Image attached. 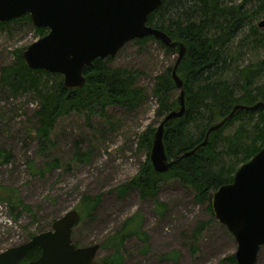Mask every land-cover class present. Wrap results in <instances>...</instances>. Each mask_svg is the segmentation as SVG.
Masks as SVG:
<instances>
[{"label":"trees","instance_id":"16d2710c","mask_svg":"<svg viewBox=\"0 0 264 264\" xmlns=\"http://www.w3.org/2000/svg\"><path fill=\"white\" fill-rule=\"evenodd\" d=\"M259 19H264V0H241L239 3L236 0H162L160 8L150 15L149 26L165 32L174 41L182 42L186 48V55L177 71L186 93V113L182 119L165 126L166 154L169 160H174L170 170L165 174L154 171L150 152L156 129L149 128L141 140V145L148 149L147 161L130 182L120 186V198L130 190H137L142 200H155L159 210L165 212L166 204L157 201L158 192L161 185L178 180L181 185L191 188L195 192L194 200L198 204H207L208 211L213 214V193L219 187L232 183L237 170L264 148V112L238 111L220 131L211 135L209 142L197 153L184 155L200 145L210 126L227 117L234 106L264 103V83H259L264 72V60L244 66L239 64L247 54L244 49L252 50L250 44L254 48H264V30L253 23ZM24 22L32 23L29 15L0 23V30L13 23ZM35 31L39 39L48 33L45 28H36ZM150 40L157 41L147 37L135 42L145 44ZM26 49L16 52L12 66L1 69V81L13 95L31 92L39 100V108L34 113L37 121L34 134L41 151L53 145L51 136L62 117L73 113H82L88 118L93 114L105 115L112 106L134 111L147 98L145 90L136 84L139 73L112 67L113 58L96 59L92 67L84 70L86 84L80 89L68 90L61 75L28 68L23 60ZM173 67L160 74L153 87V95L158 102L157 116L163 119L178 109L174 97L177 88L172 79ZM231 73L237 76L235 83L229 80ZM234 122H239L236 131L225 135L224 130ZM89 157V153H77L75 156L80 162L89 161ZM12 159L10 151L0 150V166ZM55 167H59L57 161L48 164L47 170ZM82 200L85 203L82 211L86 212L81 211L83 216H90L101 203L99 197H84ZM0 203L8 207L13 220H18L23 211L32 213L31 207L23 203L14 188H0ZM142 222L143 217L136 213L106 238L101 246L113 253L101 262L123 264L122 249L134 236L148 249V235L142 230ZM205 227L201 224L196 233H201ZM75 245L79 247L77 243ZM41 254L40 249L34 248L26 261L37 260ZM222 262L236 264L234 254Z\"/></svg>","mask_w":264,"mask_h":264},{"label":"rangeland","instance_id":"374dc122","mask_svg":"<svg viewBox=\"0 0 264 264\" xmlns=\"http://www.w3.org/2000/svg\"><path fill=\"white\" fill-rule=\"evenodd\" d=\"M261 20L253 23L258 25ZM35 29L32 23L24 22L0 30V150L13 156L10 163L0 166V188L16 189L32 209V213L23 211L13 220L8 207L0 203V252L28 242L30 234L50 231L53 223L71 210L82 216L72 232L79 246L103 243L138 213L143 217L148 249L138 237L129 238L122 249L123 264H229L222 261L237 250L233 235L217 222L207 204H198L195 192L178 180L161 185L158 192L157 201L166 204L165 212L155 200H142L137 190L119 197L120 186L130 182L147 161L142 135L149 128L157 129L163 120L157 116L153 87L157 77L174 66L178 54L166 51L154 40L126 44L111 66L139 73L136 84L145 90V102L134 111L112 106L105 115L88 118L73 113L62 117L51 136L53 145L41 151L34 134L39 100L31 92L13 95L1 81V69L15 63L16 52L39 39ZM243 36L246 38V33ZM250 47L252 50L244 49L247 54L240 66L264 60V48ZM229 80L235 83L236 74L231 73ZM259 83H264V72ZM179 95L176 89L174 97ZM238 126L239 122L232 123L224 134H233ZM77 153H89V161L76 160ZM53 161L59 167L47 170ZM84 197L101 198L90 216L82 215L86 213L82 211ZM201 224L206 227L198 234ZM112 253L101 248L97 263ZM257 264H264V247Z\"/></svg>","mask_w":264,"mask_h":264},{"label":"water","instance_id":"95a60500","mask_svg":"<svg viewBox=\"0 0 264 264\" xmlns=\"http://www.w3.org/2000/svg\"><path fill=\"white\" fill-rule=\"evenodd\" d=\"M161 4L162 0H0V23L29 15L36 28L48 29L44 37L27 47L23 60L31 70L61 75L68 90L86 84L84 70L92 67L96 59L114 58L132 41L153 37L176 52L172 79L180 90L178 109L168 113L156 129L150 153L154 171L165 174L174 164L165 150V126L186 113V93L177 73L186 48L182 42L148 25L150 15ZM258 28L264 30V19ZM253 110L264 112V103L234 106L227 117L210 126L205 140L184 156L197 153L238 111ZM211 206L217 222L226 227L237 243L236 264H257L264 247V148L237 170L232 183L213 193ZM80 220L78 211H69L53 223L50 231L0 252V264H95L100 245L77 247L72 239L73 228ZM34 248L41 250L40 258L23 263Z\"/></svg>","mask_w":264,"mask_h":264},{"label":"flooded vegetation","instance_id":"af4514ba","mask_svg":"<svg viewBox=\"0 0 264 264\" xmlns=\"http://www.w3.org/2000/svg\"><path fill=\"white\" fill-rule=\"evenodd\" d=\"M80 214V213H79ZM80 216H81V214H80ZM82 217V216H81ZM92 245H95V244H92ZM100 245V249L102 248V246H101V244H99ZM88 246H91V245H88ZM79 247H85V246H79ZM28 256V255H27ZM26 259L27 258H25L22 262L23 263H25V262H31V261H26ZM97 259V258H96ZM34 261V260H33ZM96 261V260H95ZM95 264H105V263H103V262H101L100 261V263H97V261H96V263Z\"/></svg>","mask_w":264,"mask_h":264}]
</instances>
